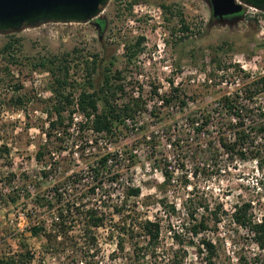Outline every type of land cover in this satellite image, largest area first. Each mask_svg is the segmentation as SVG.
<instances>
[{
	"label": "rangeland",
	"instance_id": "374dc122",
	"mask_svg": "<svg viewBox=\"0 0 264 264\" xmlns=\"http://www.w3.org/2000/svg\"><path fill=\"white\" fill-rule=\"evenodd\" d=\"M129 1L110 0L99 17L86 23L43 22L0 33V48L11 33L19 38L13 48L15 63L0 53V254L24 252L18 243L24 236L31 263L207 264L201 246L207 240L216 247L214 264H264V248L231 216L242 202L251 203L256 219L264 215V140L254 130L264 120L260 116L264 95L248 96L257 91L258 82L231 67L236 54L264 58V34L259 33L256 17H250L244 6L237 20L219 25L211 19L205 0H136L126 9ZM161 4L169 5L172 14ZM139 5L153 14L135 12ZM256 14L264 18V13ZM180 16L188 31L180 30ZM96 20L103 22L97 26ZM140 36L141 52L127 61L124 45ZM65 52L74 56L70 78L76 90L87 87L90 78L97 87L105 65L120 70L115 84L124 90L117 93L123 96L118 100L139 99L142 104L131 125L119 127L112 136L95 135L79 124L82 116L76 112L79 119L62 139H47L51 74L31 68L30 61ZM93 54L97 67L90 76L85 61L91 66ZM232 102L239 110L237 121L251 127L243 156L237 151L240 145L227 151L219 143L222 138L233 141L235 121L225 107ZM118 148L121 157L103 172L110 177L117 171L119 184L110 185V178H105L92 197L88 188L98 184L93 169L102 156ZM166 173L169 182L163 188ZM126 185L140 187L141 193L127 198L119 214L115 208L121 205ZM54 188H59L61 199ZM11 195L17 196L15 201ZM38 197L51 205L35 201ZM160 199L165 200L164 208ZM134 203L143 205L129 211ZM59 206L67 208L69 238L65 249L45 251L42 237L31 236L28 228L43 224L51 230ZM88 206L105 215L104 225L93 229L94 242L84 239L82 221L76 216L77 208L83 211ZM134 216L160 222L154 249L138 227L133 228L135 236L128 237ZM201 216L206 228L193 234L191 227ZM117 223L128 228V236ZM119 234L121 250L116 244Z\"/></svg>",
	"mask_w": 264,
	"mask_h": 264
},
{
	"label": "trees",
	"instance_id": "16d2710c",
	"mask_svg": "<svg viewBox=\"0 0 264 264\" xmlns=\"http://www.w3.org/2000/svg\"><path fill=\"white\" fill-rule=\"evenodd\" d=\"M116 2H120L122 0H114ZM136 0H131L127 2L126 9L131 8L132 4ZM162 7L169 11L172 14L171 7L167 4H161ZM180 13V12H178ZM180 21V30L188 31L189 26L186 24L185 20L182 16L179 18ZM10 40L5 42L3 46L0 48V53H4L8 55V61L10 63H15L16 58L13 55V48L15 42L19 41V38L15 37L14 33L10 34ZM143 41V37H137L133 44L126 43L124 45L125 55L127 57V61L131 60V58L137 56L141 50V43ZM220 47V46H219ZM73 53L65 52L61 55L51 54L48 56L42 55L36 58H32L30 61L31 68H43L50 72L51 81L49 85V89L51 90V97L49 100L51 102V108L49 112V124L48 128L45 131L47 139H51L54 136L56 139H62V135L68 133L69 128L72 124V114L75 111H78L82 114L83 119L79 122L82 124L83 128L85 127L86 131H91L94 134L103 135V136H112L115 132L124 125V119L126 117L133 116L136 111H138L142 104L139 102V99L132 100L127 98L125 100H118L120 97L117 96V93L123 92L124 88L122 85H116L115 79L119 77L120 70L115 69L112 70L111 66L105 65L102 71L101 81L97 87L93 85V78L88 79V86H83L81 89L76 90L75 83L71 81V63L73 62L72 56ZM94 59L91 62V66L86 63V69L90 71L88 74L91 76V71L94 72L96 70V62H97V54H93ZM113 71V72H111ZM262 81V80H261ZM263 92L264 94V82L262 81L261 85L258 86L257 91L250 92L248 96H252L256 92ZM123 99V98H122ZM18 101L20 99L18 98ZM225 106V105H224ZM226 110L230 115H234V117L239 116V110L236 109V105L232 103L226 104ZM264 117V113H261L260 116ZM205 126V124L202 123ZM203 127V126H201ZM202 128L197 127V130ZM232 133L234 135V140L227 142L224 138L219 140L220 145L227 151L234 149L235 145H240L238 150V154L240 156L244 155L243 149L244 145L247 142V138L252 133L251 127L247 126L243 121H237L232 125ZM255 133H258L264 140V120L259 121L254 126ZM107 156L104 155L99 159L98 166L93 169L95 173L96 179L98 180V184H92L89 186V193L94 197V195L98 194L99 189L102 187V179L104 176L103 170L109 171L106 168L107 165ZM101 175V177H100ZM117 174L111 176L110 179L114 180ZM165 182L161 187H165L166 183L169 182V174L166 173ZM57 194L58 198H62V193L59 191V188L53 189ZM141 193L140 187L138 186H128L125 188V195L123 200L121 201V205L116 209L117 213H122L125 209L127 203V198L130 197L137 198ZM12 201H15L17 196H10ZM43 198H36L35 201H39L40 203H47L51 205L50 201L43 200ZM143 202V201H142ZM141 202V203H142ZM38 203V202H37ZM134 203L133 208H129V211H135L137 206H141L143 204ZM144 203V202H143ZM159 205L164 208L166 206L165 200L160 199ZM63 206H59L58 214L54 216L55 220L51 223V230H48L44 227L43 224H33L28 231L31 236H41L43 242V248L45 251H54V250H62L65 249L66 240H68V226L65 224L66 216L64 212L67 208L63 209ZM218 210L221 209V205L217 206ZM172 211H175L174 206H170ZM206 208V207H205ZM214 216V222L217 223L219 221V217L217 212L212 213ZM192 219H195L194 213L190 212L189 214ZM76 216H78V220L82 221L84 230L83 237L84 239H88V241H96L95 233L93 229L99 228L104 225L105 215L97 209V207L88 206L83 211H80L77 208ZM128 214H125V217ZM232 220L241 227L248 229L252 235L254 241L260 248H264V215H261L260 221L253 216L252 213V205L250 202H242L241 204H236L231 213ZM131 217V216H130ZM135 217L130 219V234L128 236V228L117 223L119 227V231L123 234H127L128 237L133 238L134 230L133 228L138 227L144 236L147 238V244L153 249L157 246L159 242L160 229L161 224L158 220H150L146 219H137ZM122 221H126L122 220ZM136 224V225H135ZM135 225V226H134ZM133 226V227H132ZM205 218L203 216L200 217L199 221L192 225L191 229L193 234H197L201 229H205ZM24 235V233H23ZM119 234V239H117V249H123L122 241L123 236ZM176 238H179L178 234H174ZM60 237L61 239H58ZM23 240H18L19 246H24V252L18 253L16 255L8 254H0V264H41V263H31L32 255L28 251L27 243L25 241L24 236H22ZM202 248L206 252V262L207 264H214L212 257L215 255L216 247L215 245L207 240H202L201 242ZM202 248H199L200 252ZM87 252V251H86ZM96 252H92V257L95 256ZM150 252H144L143 254L147 255ZM92 263V262H91ZM97 264V262L92 263ZM175 264H179V261Z\"/></svg>",
	"mask_w": 264,
	"mask_h": 264
},
{
	"label": "water",
	"instance_id": "95a60500",
	"mask_svg": "<svg viewBox=\"0 0 264 264\" xmlns=\"http://www.w3.org/2000/svg\"><path fill=\"white\" fill-rule=\"evenodd\" d=\"M110 0H0V33L17 32L43 22L86 23L99 17ZM216 24L226 25L229 15L244 6L264 12V0H208ZM238 18H236L237 20Z\"/></svg>",
	"mask_w": 264,
	"mask_h": 264
},
{
	"label": "built area",
	"instance_id": "2783aa9c",
	"mask_svg": "<svg viewBox=\"0 0 264 264\" xmlns=\"http://www.w3.org/2000/svg\"><path fill=\"white\" fill-rule=\"evenodd\" d=\"M247 8H248L249 16L250 17H256V22L260 26L259 33L264 34V18L262 16H258V14H256L257 12H262V13H264V12L263 11H260V10H258L256 8H254V7H251V6H247ZM134 11L135 12H141L143 14L144 13H148V15H152L153 14L151 12L152 10H150L145 5L144 6H141V5L135 6ZM157 11H158L157 13H160L159 8L157 9ZM153 12H154V10H153ZM231 63L233 65L231 67H233L235 69L237 68V70L239 71V73H240L241 76H245V77L251 79V81L258 82V86L261 85L262 81L264 82V58H262L261 56H255L253 58H247L245 56V54H243V53L236 54L233 57ZM239 81H240V79L237 78L236 79V85L238 87H240V85H241ZM224 84H227V79H225ZM253 91H256V90H253ZM236 92L237 93L238 92L241 93V90H239V91L236 90ZM258 93H261L262 95H264L263 92H259L258 91ZM76 112H78V111H75L72 114V124H75L74 120L77 121L79 119V117L75 114ZM80 115L82 116V114H80ZM231 116H232L233 121H235L234 123H236L238 117L236 118V117H234V115H231ZM134 117H135L134 115L133 116H130V117H126L124 119V125H131L130 123H132V121L134 120ZM80 119L82 120L83 119V116H82V118L80 117ZM194 124L198 125L199 123L197 121H195ZM196 129H197V127H196ZM95 135H98V134H95ZM232 136H233V140H234V135H232ZM89 141L92 142L93 140L90 139ZM244 147H245V145H244ZM246 150H247V148H244L243 149L244 154L246 153L245 152ZM105 155H108L107 156V165H108V164H111L114 161L115 162L118 161L119 157H121V155H122V151L118 148L116 150H113V152H107ZM115 173L118 176L117 171H114L113 174H115ZM117 176H116V178L114 180H112V179L109 180V184L110 185L116 186V185L119 184V182L117 180L118 179ZM108 177H109V175H107L106 173H104V176H103V179H102L103 181L101 183L102 186H103V184L105 185V182H106V179L105 178H108ZM109 178H111V176ZM126 187H128V185H126L125 188ZM125 188H124V191H125ZM260 217L261 216H259V218H257V221H260ZM150 220H152V219H150ZM153 220H155V219H153Z\"/></svg>",
	"mask_w": 264,
	"mask_h": 264
},
{
	"label": "flooded vegetation",
	"instance_id": "af4514ba",
	"mask_svg": "<svg viewBox=\"0 0 264 264\" xmlns=\"http://www.w3.org/2000/svg\"><path fill=\"white\" fill-rule=\"evenodd\" d=\"M205 1H208V0H205ZM239 15H241V14H238V15H229L226 18L228 20H233V19H236ZM211 19H216V18L215 17H212V15H211ZM99 22H103V21L102 20H96L95 24L98 26L99 25Z\"/></svg>",
	"mask_w": 264,
	"mask_h": 264
}]
</instances>
